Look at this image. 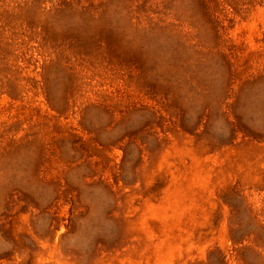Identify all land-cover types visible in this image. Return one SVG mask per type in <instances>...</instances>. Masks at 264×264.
Segmentation results:
<instances>
[{
    "label": "rangeland",
    "instance_id": "obj_1",
    "mask_svg": "<svg viewBox=\"0 0 264 264\" xmlns=\"http://www.w3.org/2000/svg\"><path fill=\"white\" fill-rule=\"evenodd\" d=\"M0 264H264V0H0Z\"/></svg>",
    "mask_w": 264,
    "mask_h": 264
}]
</instances>
